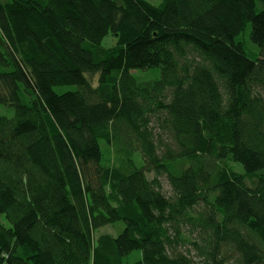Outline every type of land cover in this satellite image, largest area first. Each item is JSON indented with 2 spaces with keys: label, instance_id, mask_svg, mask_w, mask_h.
Segmentation results:
<instances>
[{
  "label": "trees",
  "instance_id": "16d2710c",
  "mask_svg": "<svg viewBox=\"0 0 264 264\" xmlns=\"http://www.w3.org/2000/svg\"><path fill=\"white\" fill-rule=\"evenodd\" d=\"M0 105V264H264V0H0Z\"/></svg>",
  "mask_w": 264,
  "mask_h": 264
},
{
  "label": "rangeland",
  "instance_id": "374dc122",
  "mask_svg": "<svg viewBox=\"0 0 264 264\" xmlns=\"http://www.w3.org/2000/svg\"><path fill=\"white\" fill-rule=\"evenodd\" d=\"M147 1L154 4V5H159L162 0H147ZM248 31H250V25L247 26V32ZM115 44H116V39L113 36L108 35L107 37H105L103 39L101 46H103L105 48H109ZM131 73L133 76H135L140 81H152V80H157L160 78V70L158 68L148 69V70H144V71L135 70V71H132ZM74 88L75 87H73V86H60V87H55L54 90L57 93H63V92H66L68 90H73ZM13 113L14 112H13V109L11 107H6L4 105H0V115L11 118V117H13ZM235 166H236V170L238 172H240V173L243 172V168L239 164H235ZM163 189L165 192L169 191V187H168V185H166L165 182H163ZM0 222H2L5 226L9 225L7 220L5 219L4 215H2V214H0ZM116 225H117L118 231L115 234H113L114 236H116V234L118 235L123 230V227H124L123 223H121V222L117 223ZM100 232L114 233V230L109 227V228L103 229ZM136 254H137L136 252L132 253V255H134V256Z\"/></svg>",
  "mask_w": 264,
  "mask_h": 264
}]
</instances>
